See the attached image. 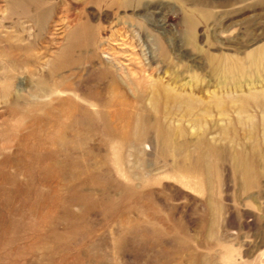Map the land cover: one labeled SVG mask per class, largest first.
I'll list each match as a JSON object with an SVG mask.
<instances>
[{
	"label": "rangeland",
	"instance_id": "rangeland-1",
	"mask_svg": "<svg viewBox=\"0 0 264 264\" xmlns=\"http://www.w3.org/2000/svg\"><path fill=\"white\" fill-rule=\"evenodd\" d=\"M259 53L264 0H0V264H264Z\"/></svg>",
	"mask_w": 264,
	"mask_h": 264
},
{
	"label": "bare ground",
	"instance_id": "bare-ground-1",
	"mask_svg": "<svg viewBox=\"0 0 264 264\" xmlns=\"http://www.w3.org/2000/svg\"><path fill=\"white\" fill-rule=\"evenodd\" d=\"M257 55H258V56H257V57H258L257 59H262V58H264V54H262V53H259V54H257ZM254 58H255V56H254ZM215 59H216V58H215ZM227 70H228V71H231V70H232V72H233V69L230 68V67H228ZM227 70H226V71H227ZM218 71H219L218 68H214V72H218ZM228 71H227V72H228Z\"/></svg>",
	"mask_w": 264,
	"mask_h": 264
}]
</instances>
